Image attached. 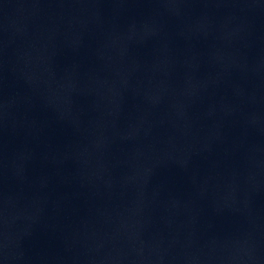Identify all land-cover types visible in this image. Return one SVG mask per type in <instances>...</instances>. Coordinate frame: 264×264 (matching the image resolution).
Listing matches in <instances>:
<instances>
[{"label":"water","instance_id":"95a60500","mask_svg":"<svg viewBox=\"0 0 264 264\" xmlns=\"http://www.w3.org/2000/svg\"><path fill=\"white\" fill-rule=\"evenodd\" d=\"M0 264H264V0H0Z\"/></svg>","mask_w":264,"mask_h":264}]
</instances>
